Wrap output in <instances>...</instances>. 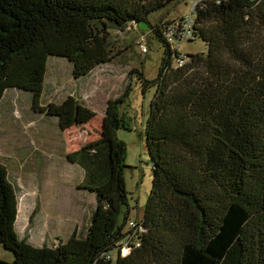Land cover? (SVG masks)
Returning <instances> with one entry per match:
<instances>
[{"label":"trees","instance_id":"1","mask_svg":"<svg viewBox=\"0 0 264 264\" xmlns=\"http://www.w3.org/2000/svg\"><path fill=\"white\" fill-rule=\"evenodd\" d=\"M193 1L170 19L179 0H0V103L11 91L26 94L60 131L95 113L73 96L40 104L50 56L67 59L79 79L117 56L113 29L135 26L163 46L154 79L131 71L143 93L153 89L142 218L129 220L117 138L129 130L118 112L126 92L107 101L99 138L68 155L84 170L79 188L95 196L84 236L75 229L53 246L20 238L17 191L0 163V244L13 254L0 264H264V0ZM186 16L184 41L201 39L205 53L174 43Z\"/></svg>","mask_w":264,"mask_h":264},{"label":"rangeland","instance_id":"2","mask_svg":"<svg viewBox=\"0 0 264 264\" xmlns=\"http://www.w3.org/2000/svg\"><path fill=\"white\" fill-rule=\"evenodd\" d=\"M187 3L188 0H179L168 8L167 16L172 19L184 15L188 12ZM174 43H178L180 52L188 55L205 53L207 49L201 39ZM110 45L117 56L79 79L72 76V65L67 59L48 58L40 104L60 103L73 96L95 113L88 123L60 131L54 117L34 112L26 94L18 91L7 93L0 103V163L6 166L17 191L16 230L20 238L35 246L57 245L67 240L75 229L81 236L86 233L95 208V196L79 188L84 170L68 155L99 138L107 101L126 92L128 95L118 112L124 116L129 130L118 129L117 138L125 143L124 179L129 220L142 218L152 186L145 125L153 89L143 93L137 76L131 71L141 69L146 79H154L163 46L150 32L135 26L123 31L113 29ZM120 217L122 220L123 214ZM128 251L124 247L122 255ZM0 260H13L12 252L1 244Z\"/></svg>","mask_w":264,"mask_h":264},{"label":"built area","instance_id":"3","mask_svg":"<svg viewBox=\"0 0 264 264\" xmlns=\"http://www.w3.org/2000/svg\"><path fill=\"white\" fill-rule=\"evenodd\" d=\"M196 3L197 2L194 0L193 4H192V7H195ZM184 19H185L183 21L184 24L182 25L181 31L179 32V36H180L179 41L180 42L182 40H185V39H187V38H189L191 36L192 20L190 19V16H186ZM140 47L145 50V47H144L143 43H140ZM129 224L132 225V222H130ZM124 247H126L129 250V248L127 246H124ZM123 248H122V250H123Z\"/></svg>","mask_w":264,"mask_h":264}]
</instances>
